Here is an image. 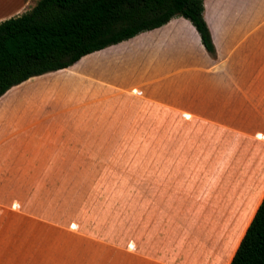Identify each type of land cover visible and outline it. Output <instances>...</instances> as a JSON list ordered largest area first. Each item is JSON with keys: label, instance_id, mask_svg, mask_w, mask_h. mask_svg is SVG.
Returning <instances> with one entry per match:
<instances>
[{"label": "crops", "instance_id": "0c3cea01", "mask_svg": "<svg viewBox=\"0 0 264 264\" xmlns=\"http://www.w3.org/2000/svg\"><path fill=\"white\" fill-rule=\"evenodd\" d=\"M37 1L0 0V22ZM204 5L214 52L177 17L0 96L1 213L30 214L32 199L108 165L112 113L146 96L166 110L136 163L134 222L110 229L87 264L231 263L264 198V0ZM131 46L141 55L124 65ZM200 211L228 223L216 235L186 217Z\"/></svg>", "mask_w": 264, "mask_h": 264}, {"label": "rangeland", "instance_id": "374dc122", "mask_svg": "<svg viewBox=\"0 0 264 264\" xmlns=\"http://www.w3.org/2000/svg\"><path fill=\"white\" fill-rule=\"evenodd\" d=\"M121 51L124 65L134 64L141 55L135 46ZM141 98H127L126 110L112 113L111 135L105 137L111 146L108 165L89 168L79 182L63 183L56 198L32 199L30 214L0 212V264H87L88 251L110 229L117 233L119 222H134L136 163L147 157L141 148L151 142L152 122L166 110ZM158 121L165 124V119ZM186 217L218 235L229 215L215 221L202 211ZM230 246L224 243L223 249L230 251Z\"/></svg>", "mask_w": 264, "mask_h": 264}, {"label": "trees", "instance_id": "16d2710c", "mask_svg": "<svg viewBox=\"0 0 264 264\" xmlns=\"http://www.w3.org/2000/svg\"><path fill=\"white\" fill-rule=\"evenodd\" d=\"M204 10V0H38L0 22V96L175 17L190 20L214 52ZM230 264H264V198Z\"/></svg>", "mask_w": 264, "mask_h": 264}]
</instances>
